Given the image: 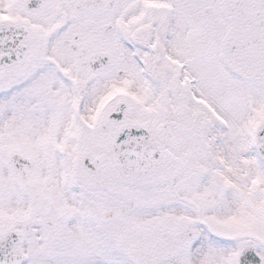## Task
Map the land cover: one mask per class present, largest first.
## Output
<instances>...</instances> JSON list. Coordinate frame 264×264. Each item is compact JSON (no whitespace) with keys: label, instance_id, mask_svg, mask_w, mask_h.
Masks as SVG:
<instances>
[{"label":"snow or ice","instance_id":"1","mask_svg":"<svg viewBox=\"0 0 264 264\" xmlns=\"http://www.w3.org/2000/svg\"><path fill=\"white\" fill-rule=\"evenodd\" d=\"M0 264H264V0H0Z\"/></svg>","mask_w":264,"mask_h":264}]
</instances>
